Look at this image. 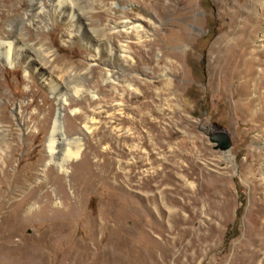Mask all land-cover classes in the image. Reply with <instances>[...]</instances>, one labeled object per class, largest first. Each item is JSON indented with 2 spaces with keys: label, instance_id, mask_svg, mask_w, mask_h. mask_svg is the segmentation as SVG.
I'll list each match as a JSON object with an SVG mask.
<instances>
[{
  "label": "rangeland",
  "instance_id": "374dc122",
  "mask_svg": "<svg viewBox=\"0 0 264 264\" xmlns=\"http://www.w3.org/2000/svg\"><path fill=\"white\" fill-rule=\"evenodd\" d=\"M94 1L85 8L89 27L100 20L109 28L112 15L144 25L141 40L134 31L115 38L117 49H127L112 69L115 86L102 75L107 56L64 41V27L48 13L27 14L26 0H0V41L14 30L36 49L49 46L59 78L88 70V79L78 80L85 95L76 97L73 78L65 82L68 140L59 136L51 154L59 105L35 77L5 64L0 45V171L6 166L12 176L0 190V208L31 194L7 225L0 213V264H182L180 249L209 230L216 249L201 264L224 256L222 264L231 263L255 228L261 206L252 203L264 195V104L255 100L264 87L259 73L246 83L219 72L216 51L224 52L222 37L247 18L258 24L250 50L263 44L264 0H157L156 10L152 0ZM237 102L244 108L233 107ZM209 125L227 130L228 150L213 148L200 130ZM48 180L54 184L42 186ZM175 213L181 216L170 219ZM179 218L181 230L168 231ZM178 230L185 235L175 244Z\"/></svg>",
  "mask_w": 264,
  "mask_h": 264
},
{
  "label": "bare ground",
  "instance_id": "6f19581e",
  "mask_svg": "<svg viewBox=\"0 0 264 264\" xmlns=\"http://www.w3.org/2000/svg\"><path fill=\"white\" fill-rule=\"evenodd\" d=\"M26 1H27L26 3L27 14L28 12H36V13H42V14L48 13L51 16L50 19L53 24L55 25L61 24L64 27L65 29V34L63 36L64 41H68L70 43L78 44L80 46L82 45L86 48H89L90 50L94 51L95 58H99L101 57V55L107 56L108 58L107 65H105L107 70L102 75L106 76L105 78L106 82L109 83L111 86H115V83L117 81V78L114 77L115 73L112 71V69L116 65H118L121 58L125 57V54L127 53V49L124 47H122L121 49L116 48L115 42H114L116 40L115 38L120 37V36L129 37L131 33L130 31H134L135 34H137L139 40H141L144 37V34H143L144 25H143L141 18H138V19H135V21H132L131 18L125 17L126 20H124L123 22H120V21H117L116 15H112L111 16L112 26H110L109 28H104V26L106 27V25L101 27L100 20L96 21L94 27L92 26L89 27V24L86 22L88 17L86 15L85 8L93 9L95 5L94 0H43V3L41 5L39 4L38 6H36V4L34 3V0H26ZM152 1H153L152 8L155 9L154 6L158 8L159 4L158 5L156 4L158 3L157 0H152ZM116 6H119V3H116ZM224 8H226V10L228 11L227 7H224ZM237 13L239 14H235V18H237V16L242 14L243 12L242 10H240ZM126 14L128 13L126 12ZM37 15H40V14H37ZM16 20H17L16 18L13 19V21H16ZM30 21L32 22V24L33 23L40 24L36 20H33V19ZM256 25L258 24H254V22H251L249 18H247V20H243L241 22L240 26H237V27L235 26L234 28L231 29L229 33L227 32L228 34H226V37H222V41L225 38V40H227V44L225 46L224 52H220L219 49H217L216 51L218 52L216 55L217 65L215 67H217L218 71L221 72L222 74L230 73L231 80L233 78H240L241 80L244 79L246 83L255 81L254 75H256V73H259L260 76L258 79L259 80L258 84L264 87V36L262 40L263 44L261 43L262 45H258V46L256 45V47H254L255 49L250 50L252 47L251 45L252 41L255 38L254 31L258 27V26L255 27ZM19 36L17 35L16 32H14V30L13 31L11 30L10 34L7 36L8 39H6L5 41H2V40L0 41V45L4 46V50L2 49L3 50L2 53L4 55V61H5V64H7L10 68L14 69L16 67H21L24 69V72L27 74L28 77H35L37 81L41 82L44 85L47 92L53 95L56 102L58 103L59 105L58 113L53 121V129L49 136V148L48 149L50 153L53 154L55 150V146L58 143L57 142L58 138H60L59 136L68 140L65 132L63 131L64 127L62 123V111L69 102L66 92L63 93L65 82L69 80V78H73L77 82L76 86L74 87V94L76 95V97L80 95H85L84 89L78 86L80 83L78 82V80L80 79L87 80L88 70L83 73L80 72V73H74V74L72 71L71 72L67 71L66 75L59 78L57 77V75L53 73L51 69L52 60H53L52 49L48 48L49 46L47 48H45L46 46L45 47L43 46L44 49L42 48L40 50L36 49L31 44L26 43L25 39H22ZM60 61L63 62L65 61V59H61ZM65 65L71 69L77 68V66H75L73 63H70L68 61L65 62ZM258 68H261V70H258ZM88 91L89 93H91L92 99L95 100L96 94L92 92L93 90L92 91L88 90ZM255 100L262 101V103L264 104V95L257 97V99ZM251 101L254 102V99ZM251 101L249 100V102L247 103H251ZM239 103L241 102L234 103L233 107H236V109H239L241 108L239 106H242L244 108L243 105L245 104L241 103L240 105ZM139 108L137 110H140ZM75 119L73 118V120ZM0 120L3 121L5 119L1 117ZM130 121H131L130 119L127 120V122H130ZM130 123L133 124L135 123V121L132 120ZM128 140H131V137ZM122 151L123 149H121L119 153L121 154ZM79 155H80V150H78V152L75 154L74 157L78 158ZM109 175L110 174L108 171L107 173L105 172L103 175V180H107ZM11 177L12 176L8 172L7 167L6 166L3 167V169L0 171V190L2 189L3 185H6L7 183L11 182V180L9 179ZM53 184L54 183L52 181L50 182V180H48L42 186L47 187L48 185H53ZM42 186H40V188ZM30 196L31 194H28L18 202H14V203L11 202L7 208H5L2 205V207L0 208L1 224L4 223L5 225H7L8 221L9 222L12 221L14 219L13 217L19 215L20 210L17 207V205L21 203L22 207L27 206L31 202ZM44 196H47V197L50 196L49 190H47L44 193ZM252 205L254 207L256 205L261 206L258 214L257 215L253 214V217L251 220L253 222L252 224L255 225L253 226L255 228L251 231H248L249 233L246 232L248 233L246 235L247 239L245 238L246 240H244L243 242L239 243L236 246L237 249L235 252H233L235 254L233 255L231 263L229 264H264V195L262 194L261 197L256 198L253 201ZM3 208L7 209V211L3 212ZM179 216L181 215L175 213L174 215H170V219H175V218H178ZM180 227L181 225H180V218H179L178 223L173 224L171 228H168L169 229L168 231H174L177 229L181 230ZM18 229H19V226H18ZM208 232L209 233L202 235L198 239H196V244H194L193 241H191L190 243L186 244V246L181 248L179 251V255L177 254L178 255L177 260L179 258L182 259L183 257H186L185 261H183L182 264H197L199 260H200V264L206 262L207 261L206 259L210 255H212L214 253V250L216 249V244L213 246V244L211 243L213 234L211 230H209ZM184 235L180 231L178 238H176L175 240V244L182 242L184 239ZM167 238H170V237H167ZM192 240H195V239H192ZM169 244H170V240L169 241L167 240V242L165 243L166 249ZM166 254L163 259L164 262L167 261L166 258L170 257L171 251H167ZM226 259H227V256L215 259L216 260L215 264H222ZM213 263L211 262L210 264H213Z\"/></svg>",
  "mask_w": 264,
  "mask_h": 264
},
{
  "label": "water",
  "instance_id": "95a60500",
  "mask_svg": "<svg viewBox=\"0 0 264 264\" xmlns=\"http://www.w3.org/2000/svg\"><path fill=\"white\" fill-rule=\"evenodd\" d=\"M200 130L207 136L209 142L213 143L214 149L224 152L230 148L231 138L226 129L209 125L202 126Z\"/></svg>",
  "mask_w": 264,
  "mask_h": 264
}]
</instances>
